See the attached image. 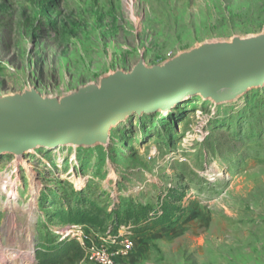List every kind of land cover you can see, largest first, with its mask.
I'll list each match as a JSON object with an SVG mask.
<instances>
[{
    "label": "rangeland",
    "instance_id": "obj_1",
    "mask_svg": "<svg viewBox=\"0 0 264 264\" xmlns=\"http://www.w3.org/2000/svg\"><path fill=\"white\" fill-rule=\"evenodd\" d=\"M263 28L264 0H0V95L60 94L141 55L154 65ZM109 134L108 147L0 154V264H95L88 245L113 223L130 225L138 264H264V87L229 104L193 97ZM73 227L80 239L61 233Z\"/></svg>",
    "mask_w": 264,
    "mask_h": 264
},
{
    "label": "water",
    "instance_id": "obj_2",
    "mask_svg": "<svg viewBox=\"0 0 264 264\" xmlns=\"http://www.w3.org/2000/svg\"><path fill=\"white\" fill-rule=\"evenodd\" d=\"M264 87V28L207 39L149 65L115 69L60 94L34 86L0 95V154L19 159L35 149L108 147L111 129L133 116L166 113L199 97L236 102Z\"/></svg>",
    "mask_w": 264,
    "mask_h": 264
},
{
    "label": "built area",
    "instance_id": "obj_3",
    "mask_svg": "<svg viewBox=\"0 0 264 264\" xmlns=\"http://www.w3.org/2000/svg\"><path fill=\"white\" fill-rule=\"evenodd\" d=\"M69 229V230H68ZM62 230L61 233L65 236L72 234L78 239L82 237V231L73 228ZM90 241V235H83ZM89 255L95 264H118L122 260L130 256L135 248V239L130 225L114 226L110 225L108 230L103 235L97 236V241H90Z\"/></svg>",
    "mask_w": 264,
    "mask_h": 264
},
{
    "label": "bare ground",
    "instance_id": "obj_4",
    "mask_svg": "<svg viewBox=\"0 0 264 264\" xmlns=\"http://www.w3.org/2000/svg\"><path fill=\"white\" fill-rule=\"evenodd\" d=\"M21 164L24 165V166L26 165L23 162V160H22ZM26 167L29 168V165L28 166L26 165ZM7 184L9 185V187L5 186V187L2 188L5 191L3 193H5V195H6L5 196L6 197V201H7L6 203L10 202L11 199H15L16 196H17L16 192H15V187H14L15 186V182L14 181H12V182L11 181H7ZM37 188H38L37 185H35V184L32 185L31 193H32L33 200H34ZM12 203H13V201H12ZM31 206H32V204H31ZM32 252H33L32 250H30L28 252H24V251H20L19 250L18 252H14V254L16 255L15 258H17V259L22 258L24 255H26L25 257L31 258V257H33V253ZM11 253H13V252H11ZM7 256H9V253L7 254Z\"/></svg>",
    "mask_w": 264,
    "mask_h": 264
},
{
    "label": "crops",
    "instance_id": "obj_5",
    "mask_svg": "<svg viewBox=\"0 0 264 264\" xmlns=\"http://www.w3.org/2000/svg\"><path fill=\"white\" fill-rule=\"evenodd\" d=\"M138 263H140L139 259H136L135 257H129V258L122 260L118 264H138Z\"/></svg>",
    "mask_w": 264,
    "mask_h": 264
},
{
    "label": "trees",
    "instance_id": "obj_6",
    "mask_svg": "<svg viewBox=\"0 0 264 264\" xmlns=\"http://www.w3.org/2000/svg\"><path fill=\"white\" fill-rule=\"evenodd\" d=\"M113 224L115 225V223H113ZM117 225H119V224L117 223ZM63 242H61V243H63ZM68 255H69L68 252H64L63 254H61V258L63 257V259H65ZM45 262H46V264H57L55 262H50L48 259L45 260Z\"/></svg>",
    "mask_w": 264,
    "mask_h": 264
}]
</instances>
